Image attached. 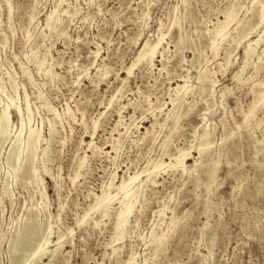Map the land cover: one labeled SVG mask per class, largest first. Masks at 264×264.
Masks as SVG:
<instances>
[{
	"label": "rangeland",
	"instance_id": "1",
	"mask_svg": "<svg viewBox=\"0 0 264 264\" xmlns=\"http://www.w3.org/2000/svg\"><path fill=\"white\" fill-rule=\"evenodd\" d=\"M252 1L0 0V120L18 99L23 139L29 127L42 135L36 182L8 162L22 124L15 110L8 138L0 135V264H27L50 232L53 241L65 235L63 247L51 245L30 264H264V101L256 100L264 93V23ZM58 4L73 12L52 30L47 17ZM234 8L242 23L217 35ZM261 36L245 67L249 41ZM162 37L155 66L144 61L129 75L144 44ZM188 78L194 92L174 105ZM206 132L207 163L188 174L167 167L156 185L145 182L123 236L119 201L96 211L104 191L152 157L168 163L187 149L188 165L200 161L190 148ZM28 226L40 229L35 246L15 256L11 244Z\"/></svg>",
	"mask_w": 264,
	"mask_h": 264
},
{
	"label": "bare ground",
	"instance_id": "2",
	"mask_svg": "<svg viewBox=\"0 0 264 264\" xmlns=\"http://www.w3.org/2000/svg\"><path fill=\"white\" fill-rule=\"evenodd\" d=\"M92 2V1H91ZM253 3L256 2V5H260V23L258 25L261 26L264 23V0H254L252 1ZM249 3V2H248ZM252 3V4H253ZM254 5V4H253ZM74 9V8H73ZM245 10V9H244ZM73 11L71 10H66L62 7L61 4H58L57 7L52 10L47 17V27L50 29H56L58 25H60L66 16H68L69 14H71ZM259 12V11H258ZM259 15V14H258ZM238 10L236 8H234L225 18V20H222L218 23L219 27H217V35H222L223 33H225L231 25L235 24V25H240L242 23V21L240 20V18L238 19ZM177 24V23H176ZM230 30V29H229ZM253 31V30H252ZM189 32V31H188ZM229 33V32H228ZM253 34V33H252ZM52 35V34H51ZM56 35V34H55ZM216 35V34H215ZM227 35V33H226ZM163 36V35H162ZM264 36V35H263ZM223 37V36H222ZM226 37V36H225ZM223 39V38H221ZM240 39V38H239ZM263 37H258V39L255 40H250L248 43V46L245 50V67L247 64H249V62L252 60L253 55L255 54V47L260 45V43L262 42ZM163 41V37L160 38L157 42L155 43H150L147 42L144 44V46L142 47V49L140 50L138 57L136 58V60L132 63V65L128 68V74L131 75L133 73V70L135 67H137L140 63L142 62H147L149 65L155 66V60L157 52H158V48L161 45ZM255 46V47H254ZM50 50V49H49ZM165 53V52H164ZM97 58L99 56V54H96ZM31 56V55H30ZM46 58V57H45ZM96 58V59H97ZM156 58V59H155ZM215 58V57H214ZM52 59V58H51ZM99 59V58H98ZM97 59V60H98ZM254 59V58H253ZM57 61V60H56ZM163 61V60H162ZM39 62V61H38ZM39 62V67L42 70L43 67V63ZM168 63V62H167ZM257 63V62H256ZM51 64V63H50ZM53 64V63H52ZM144 64V63H143ZM258 64V63H257ZM48 65V64H47ZM185 65V64H184ZM151 66V67H152ZM259 66V65H258ZM257 66V67H258ZM247 69V68H246ZM204 70V69H203ZM79 71V70H78ZM101 71V70H100ZM160 71V70H159ZM47 73L51 74L52 73V65L50 67V69L46 70ZM109 72V71H108ZM207 72V71H206ZM189 73V72H188ZM204 74V79L206 80V78L208 79V77L206 76V73L202 72ZM201 73V74H202ZM100 74V73H99ZM202 74V75H203ZM210 74V73H209ZM103 75V74H102ZM108 75V74H107ZM200 75V76H202ZM211 77V76H210ZM203 78V77H202ZM97 79V78H96ZM210 79V78H209ZM199 81V77L198 80ZM207 81V80H206ZM210 81V80H209ZM208 81V83H209ZM200 82H202V80L200 79ZM99 83V82H98ZM192 83V82H191ZM204 82H202L203 84ZM211 83V82H210ZM209 83V85H210ZM213 83V82H212ZM190 84V80L185 79V83L184 84H180L178 85V87L175 89V93H176V98L173 99V103L174 105H179L181 104V102L183 100H186V98L192 94L194 92V88L189 87ZM205 84V83H204ZM208 85V84H207ZM197 86V85H196ZM199 86V84H198ZM203 86V85H202ZM205 86V85H204ZM204 88V87H203ZM206 88V87H205ZM209 88H206V90H208ZM212 89V88H211ZM204 90V89H203ZM173 97V96H172ZM174 98V97H173ZM3 100V99H2ZM257 102H261L264 101V93L261 94V96L258 97V99H256ZM18 99H15L12 101V105H13V109H11L10 111V107H7L6 109H4L3 111V115L1 117L0 120V126L2 129V132L0 135H2L3 139L8 138L9 134H10V129H11V123H12V119H11V115H12V110H15L18 114L19 117L22 118V124H21V128H20V132L19 135L16 138V141H14V145L11 151V154L9 156L8 162L9 164L12 165V167L14 168V170L17 172V174H19V177L21 176L22 178H26L31 180L32 182H36L37 178H38V171L35 167V162L37 160V158L39 157V150L41 149V132L35 128L29 127V130L27 132L26 137L23 139V134L25 132L26 129V119L23 117V111L21 109V107L18 106ZM177 103V104H176ZM165 105V104H164ZM189 105V104H188ZM155 107V106H154ZM162 107V106H161ZM122 108V107H121ZM120 108V110H122ZM126 108V107H125ZM128 108V107H127ZM31 111V110H30ZM154 111V110H153ZM180 111V110H179ZM124 112V111H123ZM174 112V110L172 111V113ZM253 112H255V106L249 111V114H253ZM119 113H121L119 111ZM69 114V113H68ZM180 114V113H179ZM247 115V114H246ZM254 115V114H253ZM122 116V114H121ZM120 116V117H121ZM177 116V114H176ZM252 117V115H250ZM169 117V116H168ZM249 117V115H248ZM134 118V117H132ZM248 119V118H247ZM28 122H31V116L30 114H28V118H27ZM184 120V119H183ZM165 121V120H164ZM163 121V122H164ZM177 121V120H175ZM174 121V122H175ZM21 122V121H20ZM119 122V121H118ZM123 122V121H122ZM156 122V121H155ZM167 123V122H166ZM121 124V123H120ZM173 124V123H172ZM177 124V123H176ZM154 125V124H153ZM163 125V124H161ZM97 126V125H96ZM125 126V125H124ZM129 126V125H128ZM165 126V125H164ZM163 126V127H164ZM178 126V125H177ZM95 128V127H94ZM175 128V125L170 127L169 131H173ZM239 128V127H238ZM97 129V128H96ZM119 129V128H118ZM126 132H124L125 134H128L129 132V127H125ZM176 129V128H175ZM148 134L152 133L151 129H147ZM240 132V131H238ZM50 133H51V141L54 139V134H55V124L51 123L50 125ZM146 133V132H145ZM124 134V135H125ZM25 135V134H24ZM146 135V134H145ZM123 136V135H120ZM144 136V135H143ZM126 137V136H125ZM146 137V136H145ZM144 137V138H145ZM166 137V136H165ZM208 137V133H204L201 136V140L202 142L199 144L198 147L195 146H191V150L196 148L198 153H199V158L200 161L196 160L195 164L193 165H188L189 162V156L192 155V151L190 152L187 149H179L175 154H170L169 158H170V162H166L160 155H157L155 157H152L148 160L147 164L143 167L138 169L134 175H131L129 177L128 181H124L121 185H115V184H110L111 187L104 191L103 195L98 197V202H97V207H96V211H104V214H107L108 209L110 207V205H112L114 202L119 201L121 204V210H117L119 211L117 213L116 217V225L118 229V233L120 236H123L128 228V224H129V219L131 217V215L134 213V210L137 206V204L140 202L143 194H144V183H152L153 185H156L158 183L157 180V173H159L160 171H162L164 168H171L174 169L176 171H183L184 173H190L192 171H197L200 167L204 166L207 161L203 160V158L205 157L206 154H209L206 150V148L203 147L205 141L207 140ZM142 138V137H141ZM199 138V136H198ZM209 138V137H208ZM2 139V138H1ZM122 139V138H121ZM134 140V139H133ZM144 140V139H143ZM200 140V141H201ZM211 140V139H210ZM209 140V141H210ZM1 141V140H0ZM162 143V142H161ZM48 147L44 149L43 154L45 156L48 155L49 151H50V144L48 143ZM91 145V144H90ZM212 145V144H211ZM168 146V139H165L163 144H162V148H166ZM95 147V146H94ZM93 147V148H94ZM206 147V146H205ZM115 148V147H114ZM161 148V149H162ZM92 149V148H91ZM156 150V149H155ZM95 151V150H94ZM161 151V150H160ZM166 151V149H165ZM169 151V150H168ZM167 151V152H168ZM161 153V152H160ZM21 163V164H20ZM20 164V165H19ZM215 167L217 165H219V162L217 161V163L214 162ZM166 172V171H164ZM161 174V173H160ZM209 176L211 178H215V174L213 171L209 172ZM160 178V177H159ZM158 178V179H159ZM212 180V179H211ZM116 182V180H115ZM160 183V182H159ZM152 185V186H153ZM103 191V190H102ZM149 191V190H148ZM94 198V197H93ZM114 205V204H113ZM47 206V205H46ZM117 208V207H116ZM165 211H162V214L165 216ZM102 213V212H101ZM135 214V213H134ZM162 215V217H164ZM161 216V215H159ZM86 217H88V214L86 215ZM108 217V216H107ZM31 219V218H30ZM85 219V218H84ZM98 219V218H97ZM107 219V218H106ZM161 219V218H160ZM33 220V219H32ZM30 221V220H29ZM86 221V220H85ZM29 223V222H28ZM35 223V222H34ZM86 223V222H85ZM175 223L174 218H170V225ZM177 224V223H176ZM85 225V224H84ZM176 226V225H175ZM81 227V226H80ZM85 228V227H84ZM90 229V228H89ZM170 229V228H169ZM25 230V229H24ZM40 230V229H39ZM37 228L32 227V226H28L26 228V230L24 232L19 231L18 234L16 235V238L14 239V241L11 244V248L12 252L15 256H23L25 255V253L27 254V251L29 249V247L31 246V242L40 234ZM172 230V229H171ZM174 233V232H173ZM118 235V236H119ZM155 237V235H154ZM26 238L27 239V243L25 245H23L22 240ZM64 238L65 235H60L58 237L57 241H53L51 239V232L47 234V237L44 239V241L39 245L38 248H36L33 253L31 254L32 259L30 260H35L36 258H38L39 256H42L44 254H46L47 251H49L50 246L53 245L52 247H54L56 249V252H59L61 250V248L63 247L64 244ZM161 238V237H160ZM38 239V238H37ZM68 239V238H67ZM164 239V238H163ZM22 242V243H21ZM36 242V240H35ZM151 244V243H150ZM35 246V245H34ZM34 246L32 245L31 247L34 248ZM31 249V248H30ZM55 249H54V255H55ZM33 250V249H32ZM14 258V257H13ZM18 258V257H17ZM27 258V257H26ZM23 259V258H22ZM25 259V257H24ZM136 259V258H134ZM30 260H28L29 262L27 264H30ZM12 261V260H11ZM15 261V258L13 260V263ZM24 262V260H23ZM27 262V261H26ZM25 264V263H24Z\"/></svg>",
	"mask_w": 264,
	"mask_h": 264
}]
</instances>
